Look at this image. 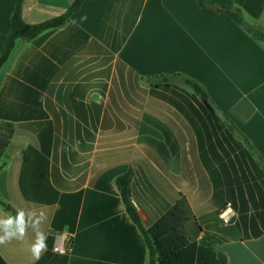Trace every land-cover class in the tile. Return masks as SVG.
Instances as JSON below:
<instances>
[{
    "label": "crops",
    "instance_id": "obj_1",
    "mask_svg": "<svg viewBox=\"0 0 264 264\" xmlns=\"http://www.w3.org/2000/svg\"><path fill=\"white\" fill-rule=\"evenodd\" d=\"M15 2L0 0V46ZM71 2L23 0L21 16L36 24ZM249 44L263 42L194 0H87L63 26L17 39L0 68V134L13 130L0 155V219L23 211L27 226L0 244V264H151L144 232L160 218L193 217L198 245L216 235L226 203L241 233L219 246L227 264H264V231L252 236L264 224V76L230 75ZM175 73L205 88L213 114L180 85L154 89L152 77ZM125 174L141 228L116 184ZM37 231L47 245L39 260ZM61 232L73 235L67 255L52 250Z\"/></svg>",
    "mask_w": 264,
    "mask_h": 264
},
{
    "label": "trees",
    "instance_id": "obj_2",
    "mask_svg": "<svg viewBox=\"0 0 264 264\" xmlns=\"http://www.w3.org/2000/svg\"><path fill=\"white\" fill-rule=\"evenodd\" d=\"M85 1L87 0H72L70 6L59 15L36 24H28L23 21L21 16V5L23 0H16L9 19L8 32L0 46V68L8 60L17 39L32 41L47 30L63 26L70 19V17L79 10L80 6ZM194 1L203 11L231 20L243 29L252 39L264 43V33L259 29H254L247 25L241 15L242 9L249 16L257 19L263 11L264 0H232L237 6H239V8L213 6L209 0ZM152 79L154 80V82H152V85L155 86L154 89L158 90L169 88V85H174L173 82L175 81H181L184 85L191 89V97L200 102L202 109L206 110L210 114H213V109L209 103V96L205 88L198 81L179 73L170 75L162 74L152 77ZM12 132V127L7 125L4 127V133L0 134V155L6 147L7 140L11 136ZM240 136L246 143L247 147L253 151L254 149L247 139L242 135ZM261 162L264 166L263 161ZM129 182L130 175L128 174H125L116 180L117 187L124 199L127 212L133 224L141 228L139 216L128 204ZM0 206H5V203L1 201V199ZM173 211H176V208L173 209ZM14 216L15 213H12V217ZM214 218L217 219V214L214 215ZM190 225L194 227L193 233L191 231L192 228L189 227ZM199 230L200 228L197 226L193 217L191 219H179L176 217L175 212H172L160 218L154 225L144 232L145 236L150 237L151 239L149 248L153 263L211 264L209 256H211V254H215V264H227V258L219 249V246L227 240H240L241 233L239 232L237 222L228 226L213 225L211 230H213L216 235H208L205 233L200 238L197 245L195 239ZM263 231L264 224L262 226V230H258V232L253 233L252 236H260Z\"/></svg>",
    "mask_w": 264,
    "mask_h": 264
},
{
    "label": "rangeland",
    "instance_id": "obj_3",
    "mask_svg": "<svg viewBox=\"0 0 264 264\" xmlns=\"http://www.w3.org/2000/svg\"><path fill=\"white\" fill-rule=\"evenodd\" d=\"M246 22L251 25V26H255L261 29V31L264 33V14L262 15V17L260 18V20H255L249 16H246ZM262 46H264L263 44H256L255 46L249 44V48H242L241 51V55L239 59H236L233 63H232V67H231V78L233 80V82L235 84H238L239 82H241L243 80V78L246 77H251L252 75L259 77L261 75L264 76V52L262 49ZM255 58L257 59V62L255 61ZM257 63L259 65V63H262L263 68H262V74L259 73V71L257 69H254L255 64ZM254 65V66H253ZM264 78V77H263ZM175 85H180L182 87V89L188 93V97L192 96V91L191 89L184 85L181 81H175L173 82ZM227 85V84H225ZM138 92L137 93V97L143 98L145 96V94H147L148 90L146 85H136ZM142 110V108H141ZM236 220V219H235ZM235 220L233 222H231L228 225L234 224L236 223ZM214 225L217 226H228V225H222L216 218H214Z\"/></svg>",
    "mask_w": 264,
    "mask_h": 264
},
{
    "label": "clouds",
    "instance_id": "obj_4",
    "mask_svg": "<svg viewBox=\"0 0 264 264\" xmlns=\"http://www.w3.org/2000/svg\"><path fill=\"white\" fill-rule=\"evenodd\" d=\"M41 219H43L42 216L34 220V228L38 229ZM26 226L27 222L23 211L18 212L14 217L9 216L7 219H0V244L5 243L7 240L23 237ZM45 240L46 236L44 233L37 231L36 242L31 248L35 260H39L41 252L46 249Z\"/></svg>",
    "mask_w": 264,
    "mask_h": 264
},
{
    "label": "built area",
    "instance_id": "obj_5",
    "mask_svg": "<svg viewBox=\"0 0 264 264\" xmlns=\"http://www.w3.org/2000/svg\"><path fill=\"white\" fill-rule=\"evenodd\" d=\"M131 203H136V199H130ZM217 219L222 225H228L236 218V212L231 203H226L217 213ZM57 244L53 247V252L58 255H67L72 251V234L61 232L56 234Z\"/></svg>",
    "mask_w": 264,
    "mask_h": 264
},
{
    "label": "water",
    "instance_id": "obj_6",
    "mask_svg": "<svg viewBox=\"0 0 264 264\" xmlns=\"http://www.w3.org/2000/svg\"><path fill=\"white\" fill-rule=\"evenodd\" d=\"M151 264H154L153 262H151Z\"/></svg>",
    "mask_w": 264,
    "mask_h": 264
}]
</instances>
